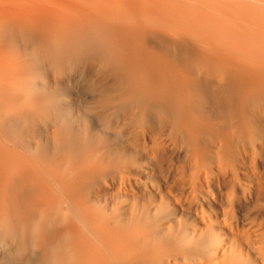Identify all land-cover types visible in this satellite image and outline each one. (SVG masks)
Segmentation results:
<instances>
[{
	"label": "bare ground",
	"instance_id": "obj_1",
	"mask_svg": "<svg viewBox=\"0 0 264 264\" xmlns=\"http://www.w3.org/2000/svg\"><path fill=\"white\" fill-rule=\"evenodd\" d=\"M0 264H264V0H0Z\"/></svg>",
	"mask_w": 264,
	"mask_h": 264
},
{
	"label": "rangeland",
	"instance_id": "obj_2",
	"mask_svg": "<svg viewBox=\"0 0 264 264\" xmlns=\"http://www.w3.org/2000/svg\"><path fill=\"white\" fill-rule=\"evenodd\" d=\"M74 97V96H73Z\"/></svg>",
	"mask_w": 264,
	"mask_h": 264
}]
</instances>
